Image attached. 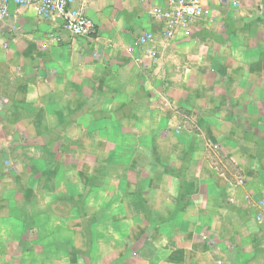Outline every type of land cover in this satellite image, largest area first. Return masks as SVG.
Listing matches in <instances>:
<instances>
[{
    "label": "rangeland",
    "instance_id": "1",
    "mask_svg": "<svg viewBox=\"0 0 264 264\" xmlns=\"http://www.w3.org/2000/svg\"><path fill=\"white\" fill-rule=\"evenodd\" d=\"M101 1L105 7L108 0ZM162 1L121 0V10L111 0L108 21L122 29L135 19L150 21ZM225 18L201 23L167 47L156 41L157 58L142 66L143 90L148 87L153 96H128L130 111L122 110L128 106L124 96L114 97L122 108L117 126L101 121L108 118L110 96L90 95L91 114L82 99L71 114L70 101L61 97V125H53L59 113L50 111L49 126L0 129V245L14 249L11 262L36 264L37 248L44 244L45 263L53 262L56 248V259L68 264L108 262L116 254L107 251L117 250L123 251L117 264H153V238L160 244L167 226L154 231L153 214H174L170 225L175 229L187 225L177 217L183 214L179 208L165 207L181 197L172 187L182 183L183 172L188 198L203 189L204 180L224 183L222 189L226 184L221 200L238 216L237 227L242 215L264 242V96L259 92L264 77H255L264 76V55L247 45L258 40L255 35L231 26L233 17ZM224 102L238 109L231 111ZM40 105H27L28 116L39 122ZM74 117L79 125H68ZM154 181L169 190L153 191ZM201 193L191 198L194 207L186 205V212L196 213ZM216 257L222 264L237 256Z\"/></svg>",
    "mask_w": 264,
    "mask_h": 264
},
{
    "label": "crops",
    "instance_id": "2",
    "mask_svg": "<svg viewBox=\"0 0 264 264\" xmlns=\"http://www.w3.org/2000/svg\"><path fill=\"white\" fill-rule=\"evenodd\" d=\"M71 1L75 7L81 8L94 23L93 34L74 38L75 36L63 29L60 20H42L30 8L11 6L10 17L3 27L4 32L2 33L1 30L0 34V48L3 49H0V129L24 127L28 124L49 126L48 112L50 111H53L55 115L59 113L56 115L53 125H61L58 124L64 121L63 113L60 115L62 111L61 97L67 98L65 102L70 101L71 114L74 113L72 111L79 110L80 106L77 101H81V99L85 100V102H81L85 106V112L91 114L94 107L89 102L88 96L90 95L110 96L111 103H108L105 108V111H110L107 112L108 118H102L101 121L105 122V125L110 123L111 126L119 125L122 115L117 116L116 113L122 108L121 104L114 101V97L124 96L128 105L130 102L128 96L142 95L144 97L145 95L147 98L150 95L153 96L152 90L147 92L148 87L145 88V91L143 90L142 80L145 73H143L142 66L145 65L139 63V60L141 58H145L144 62L150 60L151 57L148 53L149 50L157 47L158 42L156 41H161V46L167 47L171 42L177 41L179 37L185 36L182 34L170 40H163L160 36V25L153 20L152 16H150V21L141 22L140 19H135L136 21L132 22L133 25L122 29L119 25L108 21L114 12L108 7L111 0L107 1L105 7L101 0ZM116 1L122 10L121 0ZM167 1L163 0L161 4L167 3ZM222 1L210 0L212 20L217 22L222 19L224 21L225 14L230 18L233 17L234 21H229L230 25L240 26L238 30H242L248 36L255 35L258 40L249 39L247 45L250 50L254 49L255 54L263 56L264 3L262 0ZM250 3H252L251 6L247 7V4ZM212 20L194 21L190 25L189 32H192L197 25ZM240 20L247 23L245 27L239 25ZM145 32H151L155 36V42L141 44L139 38ZM94 35L97 36L95 39H88ZM257 46L263 47L261 53ZM255 77L261 79L264 76L256 75ZM248 91L245 89V92ZM260 91L264 96V89ZM229 93L233 96L234 88H230ZM32 102L41 104L37 109L43 114L40 122L27 114V105ZM222 104L229 106L231 111L238 109L236 104L226 102ZM258 104L259 102H256V105ZM261 105L263 107L262 103ZM129 107V105L124 106L122 110L130 111ZM74 119L75 122L70 120L68 125L78 126V119L76 117ZM191 154L193 153L190 152L189 155ZM230 158L236 161L233 154L230 155ZM209 171L211 175H215L211 168ZM242 172L247 173L244 169ZM185 174L186 172L182 174V183L179 182L172 187L178 194H181L178 202L174 206L173 204L169 206L166 203L165 207H172V210L174 207L179 208L183 214L177 217L187 225H184L183 229H175L170 225L173 223L171 220H173L174 214H153V230L160 224L167 225L165 237L161 239L160 244H157L153 238V264H217L216 256L218 254L237 256L231 259L233 263L222 261V264H264V242L249 231L247 222L242 215L240 217L243 222L239 230L237 227L238 216L232 215V209L228 210L227 208L232 206L226 205L221 200V195H225L226 184L222 189L221 186L224 183L210 184L204 180L203 189L188 198L185 192H187L189 182H187ZM165 190L169 189L163 182H153V191ZM200 191L203 192L201 193L203 194V203L196 208V213L193 212V209L186 212L185 206H190L191 198L197 196ZM229 199L233 202L231 198ZM104 203L109 207V202ZM192 205L193 202H191ZM173 218L175 219V217ZM159 231L161 232L162 229ZM172 241L175 245H172ZM31 249L34 248L29 247L28 251ZM37 251L36 264H68L62 263L60 258L56 259V255L60 254L56 248H53V262L48 263L44 262L45 245L43 244L41 249L37 248ZM69 253V255L78 257L75 252L69 251ZM89 253L90 255L94 253L93 248H90ZM107 253L116 254L117 257L115 255L108 262L100 264H117L123 251H107ZM15 254L13 248L0 245V264H15L9 260L10 256ZM160 255L163 256L161 259H159ZM40 257H43V261ZM122 262L126 264L125 260ZM89 264L96 263L91 261Z\"/></svg>",
    "mask_w": 264,
    "mask_h": 264
},
{
    "label": "built area",
    "instance_id": "3",
    "mask_svg": "<svg viewBox=\"0 0 264 264\" xmlns=\"http://www.w3.org/2000/svg\"><path fill=\"white\" fill-rule=\"evenodd\" d=\"M11 6L30 8L42 20L58 19L63 29L75 37L89 36L95 31L91 19L81 8L75 7L71 0H0V34L10 17ZM151 16L160 25L163 40L187 34L190 25L196 20L213 19L210 0H168L166 5L156 8ZM139 41L141 44L154 42L155 36L145 32ZM148 54L151 60L157 58L155 50H149ZM144 59L141 58L139 63L146 65Z\"/></svg>",
    "mask_w": 264,
    "mask_h": 264
}]
</instances>
